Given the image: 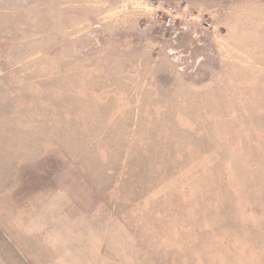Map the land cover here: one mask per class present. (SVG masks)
Segmentation results:
<instances>
[{
  "label": "rangeland",
  "instance_id": "obj_1",
  "mask_svg": "<svg viewBox=\"0 0 264 264\" xmlns=\"http://www.w3.org/2000/svg\"><path fill=\"white\" fill-rule=\"evenodd\" d=\"M0 264H264V0H0Z\"/></svg>",
  "mask_w": 264,
  "mask_h": 264
},
{
  "label": "built area",
  "instance_id": "obj_2",
  "mask_svg": "<svg viewBox=\"0 0 264 264\" xmlns=\"http://www.w3.org/2000/svg\"><path fill=\"white\" fill-rule=\"evenodd\" d=\"M181 9L186 18H193V13L186 7V5L168 4V5H159L157 11L155 12V18L161 21V24L164 28H171L175 26V23L178 20L177 10ZM204 24L208 25L209 21L204 20Z\"/></svg>",
  "mask_w": 264,
  "mask_h": 264
}]
</instances>
